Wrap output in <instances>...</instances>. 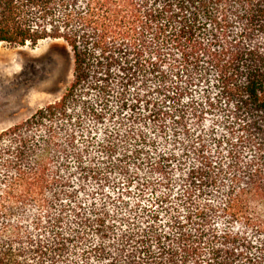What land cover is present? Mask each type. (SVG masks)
<instances>
[{
	"label": "trees",
	"instance_id": "16d2710c",
	"mask_svg": "<svg viewBox=\"0 0 264 264\" xmlns=\"http://www.w3.org/2000/svg\"><path fill=\"white\" fill-rule=\"evenodd\" d=\"M62 40V94L0 131V264H264V0H0Z\"/></svg>",
	"mask_w": 264,
	"mask_h": 264
},
{
	"label": "rangeland",
	"instance_id": "374dc122",
	"mask_svg": "<svg viewBox=\"0 0 264 264\" xmlns=\"http://www.w3.org/2000/svg\"><path fill=\"white\" fill-rule=\"evenodd\" d=\"M0 131L22 122L37 108L57 99L70 78L72 59L59 39L35 45L0 43Z\"/></svg>",
	"mask_w": 264,
	"mask_h": 264
},
{
	"label": "bare ground",
	"instance_id": "6f19581e",
	"mask_svg": "<svg viewBox=\"0 0 264 264\" xmlns=\"http://www.w3.org/2000/svg\"><path fill=\"white\" fill-rule=\"evenodd\" d=\"M0 58L3 59V60H11L12 56L11 55H7V54H3L0 52ZM2 63V62H0Z\"/></svg>",
	"mask_w": 264,
	"mask_h": 264
}]
</instances>
